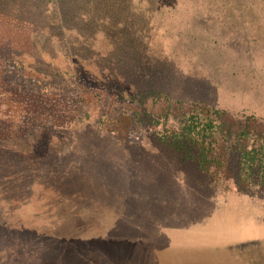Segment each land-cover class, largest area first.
I'll list each match as a JSON object with an SVG mask.
<instances>
[{
	"label": "rangeland",
	"instance_id": "obj_1",
	"mask_svg": "<svg viewBox=\"0 0 264 264\" xmlns=\"http://www.w3.org/2000/svg\"><path fill=\"white\" fill-rule=\"evenodd\" d=\"M0 60V264H250L264 0H0Z\"/></svg>",
	"mask_w": 264,
	"mask_h": 264
},
{
	"label": "trees",
	"instance_id": "obj_2",
	"mask_svg": "<svg viewBox=\"0 0 264 264\" xmlns=\"http://www.w3.org/2000/svg\"><path fill=\"white\" fill-rule=\"evenodd\" d=\"M2 58V56H1ZM3 63L6 61V57L3 56ZM1 61V60H0ZM0 68H2V66L0 65ZM3 72V70H2ZM0 72V80H1V73ZM93 82V81H92ZM1 83H8L7 80H4ZM159 90H157L156 88L146 91H140V92H135V96L137 97V99H143L145 98L146 94H150V95H154L157 94ZM137 93V94H136ZM119 98L122 99L124 97H126L124 94L119 93ZM117 110H121L119 111L118 115H121L122 113L124 115L128 114V112H124L122 109L118 108ZM209 113H207L206 117H202L200 115H191L189 116L187 119L184 120V124L186 125L185 128H187L188 130H190L191 132H193L194 130H198V133H203V134H213L215 130H222V128L224 127V122H219V120L217 118H212L208 115ZM131 116V115H130ZM132 119V116H131ZM222 121V120H221ZM17 133V132H16ZM184 133L179 136L176 137V139H184ZM258 151H245L243 154V158L245 162H251L252 164L257 165V160H259L260 162V168H264V161H262V158L257 154ZM264 157V154H263ZM246 159V160H245ZM250 163H249V168H250ZM264 244V240H259V241H252L250 243H245V244H240V245H236L234 247L230 246L227 249H224V251L222 250V253L225 254L227 253V255H232V254H238L240 255L242 258L251 261L250 264H254L255 260V256H258L261 258V260L263 259V249L262 245ZM220 250V249H218ZM219 252V251H218ZM48 260V259H47ZM78 264H86L84 262L79 263V261L77 260ZM46 264H69V262L62 257V259L60 260H53V259H49L48 261H46Z\"/></svg>",
	"mask_w": 264,
	"mask_h": 264
}]
</instances>
